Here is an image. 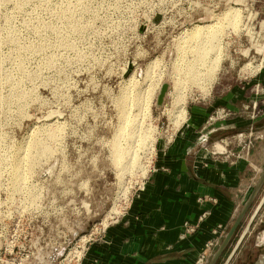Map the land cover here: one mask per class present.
<instances>
[{
  "label": "rangeland",
  "instance_id": "obj_1",
  "mask_svg": "<svg viewBox=\"0 0 264 264\" xmlns=\"http://www.w3.org/2000/svg\"><path fill=\"white\" fill-rule=\"evenodd\" d=\"M260 77L264 0H0V264L75 263L193 104L215 103L211 124L226 118L221 99L246 86L261 102L245 108L241 133L249 141L254 130L258 146ZM257 231L242 264L262 253Z\"/></svg>",
  "mask_w": 264,
  "mask_h": 264
},
{
  "label": "crops",
  "instance_id": "obj_2",
  "mask_svg": "<svg viewBox=\"0 0 264 264\" xmlns=\"http://www.w3.org/2000/svg\"><path fill=\"white\" fill-rule=\"evenodd\" d=\"M247 90L223 97L215 112L226 118L211 124L207 116L215 103L190 106L189 122L158 152L142 188L89 242L80 264H196L209 241L216 251L264 170V141L256 146L254 130L249 141L241 133L245 108L261 102ZM257 218L250 234L258 228L256 264H264V207ZM187 222L195 232L185 231ZM247 238L230 264H242L252 247Z\"/></svg>",
  "mask_w": 264,
  "mask_h": 264
},
{
  "label": "water",
  "instance_id": "obj_3",
  "mask_svg": "<svg viewBox=\"0 0 264 264\" xmlns=\"http://www.w3.org/2000/svg\"><path fill=\"white\" fill-rule=\"evenodd\" d=\"M166 90V85L162 86L160 95L158 97V101L160 102L164 93ZM264 187V170L262 171L260 177L258 178L251 194L247 198V200L244 202L243 206L241 207L239 213L237 214L235 220L233 221L230 229L226 233L225 237L223 238L222 242L212 255L211 259L209 260L208 264H217L219 259L221 258L223 252L226 250L228 247L229 243L231 242L232 238L234 237L237 229L239 228L240 224L243 222L245 217L247 216L249 210L251 209L252 205L255 203L257 198L259 197L262 189ZM264 207V193L261 196L260 200L258 201L255 209L252 211L244 229L242 230L240 236L238 237L235 245L233 246L231 252L227 256L226 260L224 261L223 264H230L239 251L241 245L243 244L245 238L249 234V232L252 229V226L254 225V222L256 218L258 217V214L260 213L261 209Z\"/></svg>",
  "mask_w": 264,
  "mask_h": 264
},
{
  "label": "built area",
  "instance_id": "obj_4",
  "mask_svg": "<svg viewBox=\"0 0 264 264\" xmlns=\"http://www.w3.org/2000/svg\"><path fill=\"white\" fill-rule=\"evenodd\" d=\"M207 214V212L205 211L203 213V215L201 216L200 220H202V218ZM104 225L102 227H99L96 229L95 233H91L90 234V239H87L86 241H84V243L82 245H79L78 248H80V250H78L77 254L74 255L75 257V263L73 264H80L81 260L84 256V254L86 253L87 249H88V244L90 241L94 240L96 238L97 235H99L103 230H104ZM197 229V226L193 223L187 222L185 224V231L187 233H193L195 232ZM213 247H214V242L213 241H209L208 243H206L205 248L203 249V251L201 252L200 256L198 257L196 264H208L209 258L212 255L213 252Z\"/></svg>",
  "mask_w": 264,
  "mask_h": 264
},
{
  "label": "trees",
  "instance_id": "obj_5",
  "mask_svg": "<svg viewBox=\"0 0 264 264\" xmlns=\"http://www.w3.org/2000/svg\"><path fill=\"white\" fill-rule=\"evenodd\" d=\"M227 253V251L224 252L222 256H224ZM230 252L227 253V256L229 255ZM227 258V257H226Z\"/></svg>",
  "mask_w": 264,
  "mask_h": 264
},
{
  "label": "bare ground",
  "instance_id": "obj_6",
  "mask_svg": "<svg viewBox=\"0 0 264 264\" xmlns=\"http://www.w3.org/2000/svg\"><path fill=\"white\" fill-rule=\"evenodd\" d=\"M202 57H204V56H202ZM205 58V57H204ZM205 60V59H204ZM151 68V67H150ZM194 72H196V71H194ZM195 74V73H194ZM195 76V75H194ZM194 81V80H193ZM198 82V81H197Z\"/></svg>",
  "mask_w": 264,
  "mask_h": 264
}]
</instances>
